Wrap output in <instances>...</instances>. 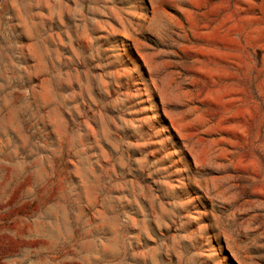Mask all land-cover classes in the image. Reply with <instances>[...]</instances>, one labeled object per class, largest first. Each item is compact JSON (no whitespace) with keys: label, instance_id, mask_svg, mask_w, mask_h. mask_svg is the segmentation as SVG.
I'll list each match as a JSON object with an SVG mask.
<instances>
[{"label":"rangeland","instance_id":"374dc122","mask_svg":"<svg viewBox=\"0 0 264 264\" xmlns=\"http://www.w3.org/2000/svg\"><path fill=\"white\" fill-rule=\"evenodd\" d=\"M0 264H264V0H0Z\"/></svg>","mask_w":264,"mask_h":264}]
</instances>
